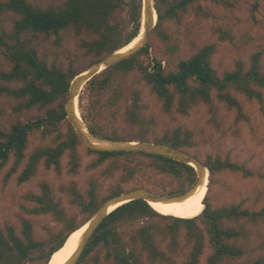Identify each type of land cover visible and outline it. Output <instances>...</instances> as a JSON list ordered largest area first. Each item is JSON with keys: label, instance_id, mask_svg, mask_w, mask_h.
I'll list each match as a JSON object with an SVG mask.
<instances>
[{"label": "trees", "instance_id": "16d2710c", "mask_svg": "<svg viewBox=\"0 0 264 264\" xmlns=\"http://www.w3.org/2000/svg\"><path fill=\"white\" fill-rule=\"evenodd\" d=\"M202 1L205 0H154L158 19L149 44L138 53L104 69L85 84V93L92 100L89 115L97 120L103 115L105 106L113 110L114 117L124 110L127 127L118 133L116 129L105 130L91 125L88 127L91 134L101 139L147 142L142 132L134 129L142 120V98L137 88L141 82L150 87L161 109L167 113L177 107L181 113L188 114L193 106H212L215 101L230 109L241 110L239 97L249 101L262 99L264 70L260 54L250 57L248 68L240 62L234 70L226 71L222 76L213 66L216 44L199 48L185 60L177 59L178 46L172 42L168 24L181 22L185 14ZM143 8L144 0H68L64 6L47 9L36 7L27 0H0V15L12 12L20 17L10 34L0 31V48H3L2 54L10 64L9 69L0 70V91L19 101L15 107L17 112L35 107L47 108L44 115L34 120L11 125L8 133L0 131V172L10 156L15 157L7 178L17 172L25 159L32 134L38 132L44 138L53 136L55 144L38 147L31 154L19 177L21 183L36 174L42 161L48 168H58L66 153L71 158V172L76 173L80 162L79 146L84 139L70 122L66 110L71 84L79 72L73 64L66 69L48 64L30 46L27 36L49 38L65 31L86 34L93 40L83 42L82 47L87 54L100 59L123 49L140 35ZM156 47H164L162 58L154 52ZM143 57L149 58V64ZM158 142L178 149L195 146L194 134L183 128L167 133ZM89 152L95 156L91 169L109 163L106 172L120 171L124 183L135 180L145 168L173 176L179 181V188L171 195L186 192L198 177L191 165L164 155L100 151L91 147ZM144 158L147 162L143 161ZM205 165L210 177L225 170L241 169L229 160L212 156L208 157ZM100 190L94 179L89 182L85 194L80 193L76 185L63 188L71 196L72 203L86 216L78 224L68 216L50 187L43 184L39 194L28 196L34 207L27 212L30 215H52L63 224V230L42 241L36 238L34 225L29 219L21 220L20 234L13 226L0 227V264H49L53 254L64 246L71 233L82 227L105 202L125 191L121 186H113L106 196H102ZM204 201V210L192 219L160 214L142 199L125 203L105 218L76 264L169 263L171 258L157 240L161 236L170 238V252L176 253L183 230L190 244L187 264H200L205 241L210 247L206 264H235L233 261L243 253L232 244V240L238 238L240 232L226 226V223L264 220V211H252L235 204L213 208L207 203V196ZM102 253H105L103 258ZM244 264H264V259Z\"/></svg>", "mask_w": 264, "mask_h": 264}, {"label": "rangeland", "instance_id": "374dc122", "mask_svg": "<svg viewBox=\"0 0 264 264\" xmlns=\"http://www.w3.org/2000/svg\"><path fill=\"white\" fill-rule=\"evenodd\" d=\"M27 1L36 7L47 9L64 6L68 0ZM19 18L12 12L0 15V31L10 34ZM168 31L172 42L178 46L177 59L185 60L199 48L216 44L217 51L213 57V66L220 76L226 71L234 70L240 62L248 68L253 54H260L262 70H264V0H205L192 7L181 22L169 23ZM27 37L30 46L36 49L38 56L45 59L48 64H55L63 69L73 64L79 74L88 71L108 56L96 59L93 55L87 54L82 44L85 41H92L93 37L86 34L76 35L73 31H65L49 38L31 35ZM163 48L156 47L154 50L161 58L164 53ZM2 51L3 48H0V70H7L10 64ZM143 60L149 64V58L143 57ZM1 85L0 83V87ZM137 88L142 98V120L134 129L136 132L141 131L147 142L159 143L158 141L167 133L183 128L191 131L195 140L193 148L181 149L185 153L198 159L203 165L208 157L212 156L223 161L229 160L241 168L225 170L210 177L208 204L213 208L235 204L252 211H264V95L261 100L253 101L239 97L242 103L241 110L230 109L224 103L215 101L212 106L205 104L193 106L188 114H183L177 107L170 113L164 112L150 87L144 82L139 83ZM81 89L78 94V108L88 131L91 125L96 128L101 126L105 130L116 129L118 133L127 127L124 110L114 117L113 110L105 106L100 118L95 120L93 115L90 116L88 109L92 100L85 93V83ZM18 103L19 101L11 99L0 91L1 132L8 133L11 125L34 120L44 115L47 110V108L35 107L28 111L17 112L15 107ZM54 144L53 136L44 138L38 132L32 134L25 151V159L17 172L7 178L15 164V157L10 156L8 163L0 172L1 228L13 226L17 234H20L21 220L26 218L32 221L35 236L42 241L63 230V224L57 222L52 215H30L27 212L34 207L28 196L39 194L43 184L50 187L53 196L61 201L68 216L74 218L78 224L83 222L86 216L72 203L71 196L63 191V188L68 186L76 185L79 192L85 194L89 182L94 179L101 187L102 196H106L113 186H121L124 192L143 188L162 196H173L170 193L179 188V181L176 178L154 169H143L135 180L128 183L121 180L120 171L106 172L109 163L91 169L90 165L95 156L89 152L90 147L84 139L79 146L80 162L76 173L71 172V158L66 153L60 160L58 168L54 166L48 168L42 161L30 180L19 182V177L31 154L38 147ZM146 159L144 158L143 161L147 162ZM205 206L206 204L204 208ZM226 226L234 227L240 232V236L232 240V244L240 248L243 253L239 259L233 261L235 264L264 259L263 219L258 221L245 219L232 224L226 223ZM157 241L161 249L171 258V262L147 261V264H187L190 244L185 238V230L181 232L176 253L170 252V238L161 236ZM203 252L200 264H206L210 253L208 241H205ZM104 254H101V258Z\"/></svg>", "mask_w": 264, "mask_h": 264}, {"label": "bare ground", "instance_id": "6f19581e", "mask_svg": "<svg viewBox=\"0 0 264 264\" xmlns=\"http://www.w3.org/2000/svg\"><path fill=\"white\" fill-rule=\"evenodd\" d=\"M146 0H144V6L146 5ZM151 2V0H150ZM147 6V5H146ZM145 6V7H146ZM152 14V20L154 24H157V16L154 12ZM156 11V10H155ZM151 25V26H152ZM146 19L143 16V24H142V32L138 38L129 44L128 46L124 47L121 50L116 52V57L119 55L127 56L130 54L131 49L134 48L137 44L141 42L143 36L146 33ZM116 57L112 59L111 62L116 60ZM91 76V72H84L78 76L76 79L73 89L75 90L76 95L80 94L83 88V84L87 83V79ZM75 104V120L79 127V131L84 138L87 145L96 150H113V149H120V148H132L138 147V142H129V143H115L110 142L108 140H103L101 138L92 136L90 132L87 130L85 123L81 117L80 110L78 108V98L76 97L74 100ZM209 184H210V172L208 170H203V174L201 176V181L198 186L186 196H182L180 198L170 199L166 202H150V205L160 214L167 215V216H174L184 219H192L199 216L202 211L204 210V200L209 192ZM126 202L125 198L115 200L111 204H109L105 209V214L111 213L113 210L118 208L119 206L123 205ZM89 228V225L84 226L83 228L77 230L73 234L69 236L65 245L58 250L56 253L53 254L49 264H74L75 259L78 257L79 253L82 250L84 244V234Z\"/></svg>", "mask_w": 264, "mask_h": 264}, {"label": "water", "instance_id": "95a60500", "mask_svg": "<svg viewBox=\"0 0 264 264\" xmlns=\"http://www.w3.org/2000/svg\"><path fill=\"white\" fill-rule=\"evenodd\" d=\"M146 1H147L146 2L147 6L145 5L146 7L144 6V8H143V16H145V19H146V29L147 30H146V33L143 36L141 42L139 43V45L137 44L134 48H132L130 54H128L127 56L119 55L116 57V52H114V53L108 55L107 57H105L103 60L97 62L94 66H92L88 70V72H91V76L87 79L86 82L90 81L94 76L100 74L104 69H107L108 67H110V66H112V65L136 54V53H138L139 51H141L143 48H145L149 44L151 32L155 28L156 24L152 25V23H153V20H152L153 10L152 9L154 8V0H151V2H150V0H146ZM154 12L156 13V16H157V12L155 10H154ZM157 19H158V17H157ZM141 32H142V30H141ZM140 35H141V33H140ZM114 57H116V60L111 62ZM79 75H81V74H79ZM78 76L75 77V79L73 80V82L71 84L69 99L66 103V110H67L68 118H69L70 122L75 127L77 133L82 137L81 133L78 132L79 127L77 125L76 120L74 119L75 118L74 100L76 97L78 98V95H76L75 90L73 89V85H74L76 79L78 78ZM91 135L95 136L93 134H91ZM103 140H108L110 142L123 143V144L129 143V142H125V141H115V140H109V139H104V138H103ZM134 142H136V141H134ZM138 144H139L138 147H132V148L125 147V148H120V149L100 150V151H135V152H144V153H150V154L164 155V156L173 158L175 160L187 163L188 165H191L192 167H194L197 171V174H198L196 183L190 189H188L186 192L179 194V195H173V196L156 195V194L152 193L150 190L141 188V189L132 190L130 192H124V193H122L116 197L109 199L99 209L98 212H96L82 227L79 228V229H81L84 226L89 225V228L87 229V231L85 232V234L83 236L85 242L83 244L82 250L79 253L78 257L75 259L74 264H76L81 253L85 249L87 242L90 240V238L92 237L94 232L102 224V222L105 220V218L110 214V213L105 214V209L109 204H111L115 200L122 199V198H125V201H126L123 204L128 203L130 201L142 199V200L146 201L149 205H150V202H166L170 199L180 198L182 196H186L187 194L192 192L198 186V184L201 181V176L203 174V170L207 169L209 171V169L205 165H203L198 159L190 156L189 154L185 153L181 149L172 147V146L167 145V144H161V143L138 142ZM91 149H93V148H91ZM94 150H96V149H94ZM204 205H205V201H204ZM74 232H76V231H74ZM73 233H71V234H73ZM66 242H67V240H66Z\"/></svg>", "mask_w": 264, "mask_h": 264}]
</instances>
